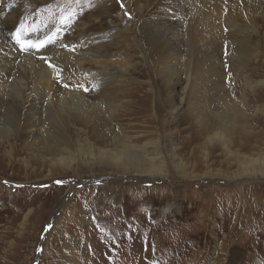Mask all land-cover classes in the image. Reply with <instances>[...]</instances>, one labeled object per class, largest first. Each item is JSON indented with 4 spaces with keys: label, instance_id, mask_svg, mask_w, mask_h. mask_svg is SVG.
Returning a JSON list of instances; mask_svg holds the SVG:
<instances>
[{
    "label": "rangeland",
    "instance_id": "rangeland-1",
    "mask_svg": "<svg viewBox=\"0 0 264 264\" xmlns=\"http://www.w3.org/2000/svg\"><path fill=\"white\" fill-rule=\"evenodd\" d=\"M100 1L59 0L51 15L24 6L10 35L12 50L34 48L46 31L32 34L46 21L91 19L99 11ZM14 2L15 8L20 6ZM224 6L231 20L212 23L217 43L227 52L216 48L217 54L212 56L216 74L211 77L208 73L212 80L196 75L195 80L190 78L192 90L186 79L193 71V61L189 63L180 50L164 59L165 44L159 38L172 36H167L166 30H172L168 26L175 19L184 24L188 34L195 21L187 14L172 18L164 12L152 13L150 20L166 22L163 33L156 28L150 31L159 35L154 40L134 31L132 15L120 7L113 22L129 20L134 32L115 37L105 34L107 37L96 40L92 48L102 52L121 42L134 46L135 51L124 46L116 51L119 56H105V60L110 65L127 62L128 69L134 68L130 71L133 81L128 80L140 89L138 99L146 102L133 103L127 95L116 100L119 107L111 116L101 109L109 121L107 134L96 135L90 119L83 124L74 115L68 125L63 123L64 134L75 132L78 142L67 136L60 151L49 152L41 139H29L24 131L23 105L29 97L1 99L0 264H63L68 256L75 264H264V175L240 174L246 172L250 159L264 158V0H225ZM96 28L106 33L103 22ZM67 31V40L75 36V28ZM56 39L60 40L56 36L53 41ZM233 45L245 51L240 63L227 56H232ZM71 47L58 45L56 50L62 55L71 50V56L79 44ZM34 59L39 62L38 57ZM81 67L84 70L80 68L75 81L82 82H76L75 87L93 102L110 85L94 79L96 66L92 63H81ZM172 72L177 85L169 86L167 73ZM51 81V89L60 91L52 97V108L58 114V95L72 91V85L66 80ZM37 91L46 90L38 87ZM170 96L177 108L173 112L167 106ZM10 102L8 107L5 103ZM14 103L18 104L15 111L11 110ZM226 107L239 116L233 123L236 128L232 126L226 136L230 153L215 142L206 145V130L201 128L219 121L224 124ZM38 119L45 122L43 116ZM123 142L136 146L137 151L148 142L155 143L156 151L143 153L144 162L161 164L162 174L138 178L135 173L98 163L87 153L88 148L118 151ZM78 149L83 151L78 153ZM59 158L65 160L64 165L57 163ZM261 168L264 164L256 170ZM10 244H15L13 255L4 258Z\"/></svg>",
    "mask_w": 264,
    "mask_h": 264
},
{
    "label": "bare ground",
    "instance_id": "bare-ground-1",
    "mask_svg": "<svg viewBox=\"0 0 264 264\" xmlns=\"http://www.w3.org/2000/svg\"><path fill=\"white\" fill-rule=\"evenodd\" d=\"M17 1L18 5L20 6L15 8L17 2L15 3L14 0H0V100L3 97H6V100L9 98V100L11 99L15 101L16 99L20 98L21 95L25 98L29 97V100L25 104L23 102L24 111L22 115H24V117H22V121L24 124V131L27 132L26 134L29 139L34 138L35 136L41 139L44 142L45 147H49V152L60 151L58 149L62 146L59 145L65 143V140H67V136L70 141L72 140L75 143L78 142L77 134L75 132H68L69 134L65 136V126L63 127V123L64 125H68L69 121L74 119L75 116L83 124L90 122L93 127V133H95L96 135H99L100 133L107 134L110 131L109 125L107 124V122L109 121H106L103 115H101V109L104 111H108L109 116H111L119 107V105L115 104L116 100L121 96H123L124 98V96L127 95H131V99L135 100L133 103H135L136 100H138L136 103H143L144 101L146 102L145 99H138L137 92L140 89L137 88L133 82H129L128 80H132L131 75L133 73H130V71H133L134 68L131 67V69H128L129 67H127V62H115L113 65H110L106 63L105 60V56H107L108 58L119 56L116 51L120 50L124 46L129 50L135 51L134 46H129V44L121 42L118 46H109L106 50L104 49L107 52V55H102V52H105L104 50L100 52L101 49L97 50L96 48H92V45L96 40L107 37L105 36V34H110L111 37H115L121 33H124L125 35L126 32L128 33V35H131V32L137 30H140V32L144 34L145 38L150 37L154 39L159 35L155 36L153 35V31L151 33L150 31L156 28L161 32V30H163V28L165 27L166 22L150 20V14H154L155 12H164L165 17L169 16L172 18H175L176 14H182L183 16L187 14L188 17H191V19L195 21V28L192 29L190 34H188L186 27L183 26L184 24L179 23V20L175 19L173 21V24H170V26H168V28L172 26V30H166L167 36L169 34H171L172 36L169 38H165L164 36L163 38L159 39L164 41L163 43L165 44V46H163L165 53L164 59L171 56L170 53H174L180 50L181 55L187 57L189 63L193 61V65L191 67L193 71H191V74L189 75L190 77L187 76L186 79L187 88L190 89L193 85L192 80L194 79L195 75L197 76V78L199 76V78L204 77L207 79L209 78L208 73L211 77L216 74L213 61L214 58L212 56L215 54L214 52L216 48H221L222 51L224 50V46H221V43H217L214 37V31L216 30V27L212 22L216 20L224 24L225 20L227 22V20L230 21L232 18L231 14H229L227 10L224 12L225 0H101L98 7L99 11L97 12V14L92 15L91 19L88 16L89 19L85 20H78L74 17H71L72 19L69 22L65 20L62 23H57L55 21L46 23V21L43 25L38 27L36 31H34L35 33L32 34L33 36H35L36 32H39L40 30L46 31L42 32V40L38 41V44L35 45L36 49H34L35 47L30 49V46H26L21 49V52L20 50L16 52L11 48L10 35L11 32H13V25H18L15 24V22L19 17L21 9L24 6H33L36 7L38 11H47V13L51 15V10L55 8L56 3H58L59 0ZM120 7L124 8L126 13L132 15V21L135 24L133 28L134 31L130 29V25H132V22L129 20L122 19L119 22H113V15H116V13H118ZM52 16H54V14ZM151 18L154 19V15ZM136 19H138V21ZM102 22L103 24H105L106 33H99L96 30L97 25ZM18 23H20V21ZM55 28L57 31H54ZM72 28L76 29L75 36L67 40V38H65V32L67 34V30ZM174 29H177L178 31L179 29H181L180 34L173 36V32L175 33ZM56 36L60 40L56 39L55 41H53ZM56 41H59L57 42L58 45H64L66 47H69L70 49L72 48L71 45L79 44V48L74 49V51L76 50L75 54H72L71 56L68 55L73 52L71 50L70 52H67V54L62 55L61 51L56 50L58 45L53 44L56 43ZM48 42H51L52 44H50L49 46L47 45ZM159 46L161 47L162 45ZM80 48H82V50H78ZM155 50L157 49L155 48ZM161 52L163 51L161 50ZM232 53V56H229L228 54L227 56L233 59L235 62L240 63L241 60L244 59L243 56L245 51L242 50L240 45H233ZM145 54L147 55V53ZM181 55L179 54V56ZM64 56H66V58ZM34 57H38V63L35 62L36 59H34ZM156 59L157 58H155V60ZM84 62L92 63L96 66V69H94L93 73L95 80L99 82V80L101 79V83L110 85L102 91V94L97 96L96 100H92L93 102H89L87 100V94L84 93L83 90L75 87L76 82H82L75 81V79L77 78V73L81 72L80 68L84 70L83 67H81V63ZM158 64L160 65L159 59ZM71 66H75V70H70L69 67ZM189 73L190 70H188V74ZM174 76L175 72L167 73L168 78L166 79V83H168L169 86H173L176 84L173 80ZM53 78L57 80L60 79V82L64 80L70 81V84L72 85V87L70 88V90L72 91H67V89L61 92L64 93V95H58V101H56L59 102L58 114L55 113L52 108V97L54 92L58 93L60 91L59 89H51V80ZM190 78L193 79L189 80ZM44 80H47L46 84L43 82ZM210 80H212V78ZM38 87H42L46 91H37ZM92 93L93 92L91 91L88 92L89 95H92ZM1 102L3 104L2 100L0 101V104ZM5 104H8L9 107L11 105V102ZM17 105L18 104L14 103L11 106L12 108L10 107L11 110L14 109L15 111ZM167 106L170 107L172 112L177 109L176 105H174L172 96L168 98ZM71 111L73 112L72 114ZM224 114L226 116V118H224L226 119L224 124H222L223 122L220 124V121H214L215 123H213L208 129H205V126L201 128L206 130V134L204 136V138L206 139V145H210L215 142L222 148L225 153H230L228 150L229 140L226 136L228 130L233 126V123H235V121L239 119V116L237 115V112L232 110L230 107L225 108ZM39 116H43L45 122H40V120L38 119ZM224 126L226 127L225 130H223ZM234 128H236V125H234L232 129ZM65 129H67V126ZM244 135V138L247 139L246 131ZM38 138H36V140ZM51 143L54 144L51 145ZM156 148L157 147L155 143L148 142L144 147H140L137 151L136 146H129L127 143L123 142L121 145V149L118 151H106L100 149L92 150L91 148H88L87 153H90V155L93 156L91 158L98 161V163H103L104 165H107L108 167L110 166L114 169H121L127 172L129 171L131 173H135V176L139 175L138 178L143 179L145 177H151L154 174H162L163 172V167L161 164L155 165L152 162L153 160L148 161V159H146L148 164H145L144 162L145 158L143 153H151V151H156ZM82 151L78 149V153H81ZM174 151L176 150L174 149ZM94 152L96 155H93ZM263 160L264 158L262 157H258L257 159H250V162L248 161L249 164L247 165V169H245L246 172L241 171L240 174H246L247 176L253 174L264 175V169L261 168L260 170H256L257 167L263 166ZM57 163H59L60 165H64L65 160L59 158L57 160ZM175 165L179 167V163H176ZM237 174H239V172ZM14 246L15 244H10L8 246L6 251H4L3 253L4 258L7 257L8 259H11V256L13 255L11 252L12 250H14ZM63 264L75 263L74 260L68 256L67 258H64Z\"/></svg>",
    "mask_w": 264,
    "mask_h": 264
},
{
    "label": "snow or ice",
    "instance_id": "snow-or-ice-1",
    "mask_svg": "<svg viewBox=\"0 0 264 264\" xmlns=\"http://www.w3.org/2000/svg\"><path fill=\"white\" fill-rule=\"evenodd\" d=\"M51 66V65H50Z\"/></svg>",
    "mask_w": 264,
    "mask_h": 264
}]
</instances>
